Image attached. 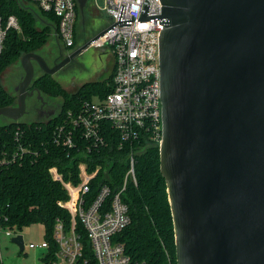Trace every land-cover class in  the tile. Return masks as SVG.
Returning a JSON list of instances; mask_svg holds the SVG:
<instances>
[{
    "label": "water",
    "instance_id": "1",
    "mask_svg": "<svg viewBox=\"0 0 264 264\" xmlns=\"http://www.w3.org/2000/svg\"><path fill=\"white\" fill-rule=\"evenodd\" d=\"M75 1L82 12L88 0ZM159 2V168L176 264H264V0ZM109 28L51 67L22 55L16 105L0 117L19 123L26 98H41L35 64L52 76Z\"/></svg>",
    "mask_w": 264,
    "mask_h": 264
},
{
    "label": "built area",
    "instance_id": "2",
    "mask_svg": "<svg viewBox=\"0 0 264 264\" xmlns=\"http://www.w3.org/2000/svg\"><path fill=\"white\" fill-rule=\"evenodd\" d=\"M27 1L58 18L59 37L64 46L72 47L76 1ZM160 6L159 0H103L99 7L109 17L110 28L90 46L109 49L112 54L111 90L103 98L80 101L75 109H68L50 129L49 141L76 151L73 156L82 158L101 148L114 147L126 167L117 185L108 163L104 170L100 164L92 168L81 160L75 183L64 180L55 166L49 168L52 179L59 181L67 193L60 205L70 218L69 223L57 220L54 224L52 240L56 249L47 264H148L133 259L116 236L131 221L123 196L129 183L136 184V156L148 146L159 148L162 138L158 35L164 26L159 24ZM144 14L146 18L142 19ZM8 30L20 31L13 15L5 20L0 17V56ZM13 140L12 149L0 150L4 165L20 162L25 153L36 156L45 148L44 143L32 148L20 129ZM100 173L103 181L96 183ZM94 182L96 191L91 196ZM1 231L12 235L0 218ZM34 247L28 244V248ZM38 247L49 250L44 240ZM167 264L172 263L168 260Z\"/></svg>",
    "mask_w": 264,
    "mask_h": 264
},
{
    "label": "trees",
    "instance_id": "3",
    "mask_svg": "<svg viewBox=\"0 0 264 264\" xmlns=\"http://www.w3.org/2000/svg\"><path fill=\"white\" fill-rule=\"evenodd\" d=\"M27 2L0 0V17L5 20L13 15L20 26V31L8 30L6 33L0 56V75L6 67L19 61L22 55L37 53L46 47L54 30L59 36L58 18ZM75 10L78 11L77 6ZM32 86L41 95L60 97L61 104L58 114L46 122L0 124V150L14 147L13 135L17 129L22 131L23 138L31 141L32 148H40L42 143L45 144V148L36 156L25 153L20 162L9 165L0 162V218L2 225L10 230L41 224L44 227V241L49 244V250L42 258V262L47 264L53 259L56 249L52 240L54 224L57 220L69 223L70 218L60 205L67 199V193L59 181L52 179L49 168L55 166L64 180L72 179L75 183L77 166L81 160H85L92 168L100 164L104 170L108 163L117 185L126 164L119 161L122 156L114 147L101 148L82 158L73 156L76 151H67L49 141L50 129L68 109H75L80 101L103 98L109 93L111 75L101 81L84 83L72 93H68L52 76L43 73L34 78ZM15 104L16 93L5 90L0 78V108ZM159 163L157 146H148L136 156V184L129 183L123 196L131 221L116 238L135 260L148 264H167L170 260L176 264L172 217ZM101 181L100 173L96 183ZM105 182L108 181L105 179ZM96 183L92 185L91 196L95 194Z\"/></svg>",
    "mask_w": 264,
    "mask_h": 264
},
{
    "label": "rangeland",
    "instance_id": "4",
    "mask_svg": "<svg viewBox=\"0 0 264 264\" xmlns=\"http://www.w3.org/2000/svg\"><path fill=\"white\" fill-rule=\"evenodd\" d=\"M23 3L25 2L23 1ZM101 6H103V0H88L82 12L78 9L73 34V39L76 37V43L72 46L70 52L82 46L85 41L94 36L102 28L103 24L108 23L109 17L104 11L99 10ZM49 44L51 45L50 41L47 46ZM99 53L98 49L89 46L74 57L63 69L52 75V77L68 93L74 92L84 83L107 79L111 75L110 59L112 58V54L109 49H106L102 56H98ZM40 73L42 72L36 68L34 78L40 75ZM22 77L23 71L20 61L6 67L0 75L2 86L10 93H15L14 88L19 85ZM43 96L45 95L40 94L41 99ZM46 97L50 96L46 95ZM92 99L95 98L93 97ZM57 101H61V98L58 97ZM11 232V236H6L4 231L0 232V263L43 264L42 258L45 254V249L38 247V245L44 240V227L41 224H34L21 230H12ZM18 235L22 236L23 243L25 244L22 251L19 250L17 244L11 241L13 236ZM28 244H34L36 247L28 248Z\"/></svg>",
    "mask_w": 264,
    "mask_h": 264
},
{
    "label": "flooded vegetation",
    "instance_id": "5",
    "mask_svg": "<svg viewBox=\"0 0 264 264\" xmlns=\"http://www.w3.org/2000/svg\"><path fill=\"white\" fill-rule=\"evenodd\" d=\"M107 24L108 23H106V25L104 24L102 27L107 26ZM50 43L51 45L49 44V46L44 47L37 53L40 56H42L44 60L46 61V63L51 67L59 63L65 57V55L70 53L71 47L64 46L61 39L59 38L57 34L51 37ZM75 43H76V37L73 41V45ZM98 56H102V55H98ZM110 62H111V68H113V65H114L113 57L110 59ZM35 67L38 68L36 64H35ZM32 89H36V88H34L31 84L29 90H32ZM31 101L32 103H30ZM60 103L61 101H57V98L52 99L50 97L43 96L41 99L39 98L37 93L34 91L32 96L26 98V109H25V113L20 119V122L40 123V122L48 121L52 116L58 113ZM0 121L2 123H8V122L11 123L10 120L4 117H0Z\"/></svg>",
    "mask_w": 264,
    "mask_h": 264
},
{
    "label": "crops",
    "instance_id": "6",
    "mask_svg": "<svg viewBox=\"0 0 264 264\" xmlns=\"http://www.w3.org/2000/svg\"><path fill=\"white\" fill-rule=\"evenodd\" d=\"M54 35H55V34L53 33V35H52V36H54ZM52 36H51V37H52ZM50 39H51V38H50ZM110 70H111V73H112V68H111ZM109 74H110V73H109ZM5 90H6V89H5ZM12 94H13V93H12Z\"/></svg>",
    "mask_w": 264,
    "mask_h": 264
}]
</instances>
